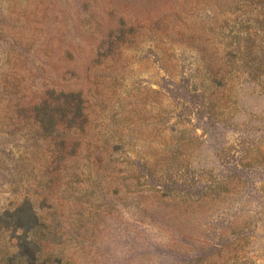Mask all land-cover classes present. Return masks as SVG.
<instances>
[{
    "label": "rangeland",
    "instance_id": "obj_1",
    "mask_svg": "<svg viewBox=\"0 0 264 264\" xmlns=\"http://www.w3.org/2000/svg\"><path fill=\"white\" fill-rule=\"evenodd\" d=\"M248 8L0 0V118L76 130L53 159L32 119L0 134L2 220L30 201L77 264H264V82L221 36Z\"/></svg>",
    "mask_w": 264,
    "mask_h": 264
},
{
    "label": "trees",
    "instance_id": "obj_2",
    "mask_svg": "<svg viewBox=\"0 0 264 264\" xmlns=\"http://www.w3.org/2000/svg\"><path fill=\"white\" fill-rule=\"evenodd\" d=\"M241 1L244 6L248 2L247 13L244 12L240 18H236L233 34L232 32L221 34L224 41V58L230 64L229 73L233 67H237L239 64L240 67L244 68L243 74L249 82L263 84L264 0ZM207 67L212 68L210 64ZM225 77L222 76L221 79L213 80L212 84L220 85ZM54 113L53 115L43 114L36 118L21 117L15 114L5 115L0 118V134L7 133L12 126H16L18 130L22 126L20 131H23L24 126L28 124L27 120L29 122L32 119L30 126L33 130L28 128L26 134L33 135L36 139L40 137L50 138V143L54 147L52 159L54 156L57 158L70 156V152L67 151L74 149L70 144L76 130L72 131L69 127L60 136L52 137V133L61 124L59 122L61 120H58L61 117L60 114ZM59 227L60 225L53 220L51 223H46L45 216L36 210L34 204L25 201L12 214L7 215L6 222L0 217V234L7 230L15 239V243L11 247L0 250V264H77L68 259L64 251L58 252V248L62 244V234H60Z\"/></svg>",
    "mask_w": 264,
    "mask_h": 264
}]
</instances>
